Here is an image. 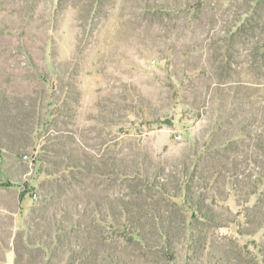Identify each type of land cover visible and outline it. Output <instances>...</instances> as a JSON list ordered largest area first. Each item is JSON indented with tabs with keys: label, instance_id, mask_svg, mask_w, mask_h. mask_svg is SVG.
Masks as SVG:
<instances>
[{
	"label": "rangeland",
	"instance_id": "1",
	"mask_svg": "<svg viewBox=\"0 0 264 264\" xmlns=\"http://www.w3.org/2000/svg\"><path fill=\"white\" fill-rule=\"evenodd\" d=\"M0 264H264V0H0Z\"/></svg>",
	"mask_w": 264,
	"mask_h": 264
},
{
	"label": "built area",
	"instance_id": "2",
	"mask_svg": "<svg viewBox=\"0 0 264 264\" xmlns=\"http://www.w3.org/2000/svg\"><path fill=\"white\" fill-rule=\"evenodd\" d=\"M24 157H25V158H28V155H25Z\"/></svg>",
	"mask_w": 264,
	"mask_h": 264
}]
</instances>
